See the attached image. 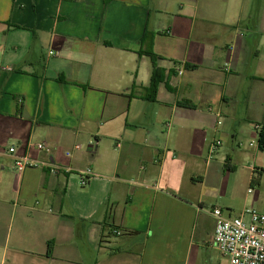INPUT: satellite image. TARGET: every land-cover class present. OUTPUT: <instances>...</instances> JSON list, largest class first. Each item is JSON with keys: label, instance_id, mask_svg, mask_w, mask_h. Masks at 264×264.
Here are the masks:
<instances>
[{"label": "crops", "instance_id": "obj_1", "mask_svg": "<svg viewBox=\"0 0 264 264\" xmlns=\"http://www.w3.org/2000/svg\"><path fill=\"white\" fill-rule=\"evenodd\" d=\"M263 126L264 0H0V264H228Z\"/></svg>", "mask_w": 264, "mask_h": 264}, {"label": "built area", "instance_id": "obj_2", "mask_svg": "<svg viewBox=\"0 0 264 264\" xmlns=\"http://www.w3.org/2000/svg\"><path fill=\"white\" fill-rule=\"evenodd\" d=\"M229 65V62L225 63L227 67ZM219 144V140L213 142L210 151L214 152ZM36 147L43 150L45 144L39 143ZM14 150V148L9 149L11 153ZM34 167H46L52 175L60 173V169L52 166L49 161H35L23 156L17 158L14 163V169L18 173ZM253 170L256 171V168ZM90 173V170L83 173L81 179L83 184L86 183L85 175ZM212 215L216 222L213 245L226 258L228 264H264V212L245 209L239 216L227 217L220 208H215Z\"/></svg>", "mask_w": 264, "mask_h": 264}, {"label": "trees", "instance_id": "obj_3", "mask_svg": "<svg viewBox=\"0 0 264 264\" xmlns=\"http://www.w3.org/2000/svg\"><path fill=\"white\" fill-rule=\"evenodd\" d=\"M152 58H154V55L150 53ZM153 73H152V79H151V85L150 89L154 91V93L157 91L158 85L161 82L160 71L161 69L157 66V64L153 63ZM191 68H195V66H192ZM181 106L189 107V108H195V106L188 101H183L180 103ZM258 146L261 150H264V126L259 130L258 135Z\"/></svg>", "mask_w": 264, "mask_h": 264}, {"label": "rangeland", "instance_id": "obj_4", "mask_svg": "<svg viewBox=\"0 0 264 264\" xmlns=\"http://www.w3.org/2000/svg\"><path fill=\"white\" fill-rule=\"evenodd\" d=\"M239 201H241V198H240ZM224 210H225V213H226V215H227V217H228V209H224ZM233 217H235V216H233Z\"/></svg>", "mask_w": 264, "mask_h": 264}]
</instances>
